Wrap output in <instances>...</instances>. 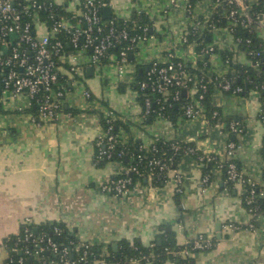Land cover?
<instances>
[{
  "label": "crops",
  "instance_id": "obj_1",
  "mask_svg": "<svg viewBox=\"0 0 264 264\" xmlns=\"http://www.w3.org/2000/svg\"><path fill=\"white\" fill-rule=\"evenodd\" d=\"M108 3L111 15L117 18L128 19L133 9L152 18L149 29L153 36L131 55L122 74L113 62L92 65L87 53H77L80 74L72 79L53 121H32L35 109L25 94L0 93V264L9 255L3 241L16 235L26 221L33 228L44 222H62L80 242L99 245L105 254L113 251V243L117 249L123 239L149 246L164 229L180 246L199 235L215 241L207 250L161 264H264V213L248 228L251 217L242 203L240 187L228 188L222 171L214 167L209 181L201 182L202 169L189 154L181 156L160 185L145 177L127 194L103 190V183L121 169L118 161H93L94 139L107 111L123 142L147 146L155 138L192 140L200 149L223 158L229 137L224 130L209 128L201 116L178 117L174 123L163 117H141L142 105L134 87L136 73L170 48L184 60L193 59L180 44L188 23L182 6H168L163 0ZM197 10L201 16L208 14L204 4ZM256 32L264 38V26ZM232 38L221 30L212 35V42L233 53ZM236 60L246 63L247 59L239 55ZM211 66L216 74L229 68L220 54ZM86 89L91 98L85 97ZM211 99L223 120L242 124L244 130L232 135L239 167L263 184L260 145L264 122L257 117L258 93L229 94L213 89ZM175 174L181 175L180 192L175 190ZM228 224L240 228L233 231ZM129 264L140 263L135 259Z\"/></svg>",
  "mask_w": 264,
  "mask_h": 264
},
{
  "label": "built area",
  "instance_id": "obj_2",
  "mask_svg": "<svg viewBox=\"0 0 264 264\" xmlns=\"http://www.w3.org/2000/svg\"><path fill=\"white\" fill-rule=\"evenodd\" d=\"M168 6H182V10L188 17V23L180 37V44L191 54L192 60H184L175 55L170 48L161 57L151 59L143 70L142 78L136 81V93L142 97V118H148L151 112H156V117H163L162 111L176 107L181 110L179 117L195 119L203 117L209 128H218L228 133L242 132L243 126L238 121H231L228 130L226 124L219 119L217 106L210 100L212 109L207 114V106L202 102L207 86L214 82V89L231 94H241L243 88L234 85L233 78L225 74H216L212 70V64L219 53L216 44L207 42L202 44L204 35H214L225 30L232 35L233 40V62L241 67L252 68L259 66L260 52L250 48L251 34L264 26V0H163ZM108 0H0V89L1 92H9L12 96L25 94L35 114L31 120L38 122L53 121L57 118L61 108L62 100L67 92L66 87H55L60 72L66 73L69 77L80 74L81 67L77 65V53L88 54L90 64H98L101 59L109 58L117 68L118 74H122L123 66L129 62L131 50L138 49L153 36L148 25H138L139 32L129 34L127 29L117 27L113 20L107 21L102 17V9L108 5ZM205 5L208 14L199 15L198 7ZM61 9L63 11H61ZM124 20V19H123ZM220 23V24H219ZM187 31L193 37L188 41L184 34ZM244 33V35H242ZM260 38L259 45H262L264 38ZM119 46L117 53H110L113 47ZM65 47L69 49L66 50ZM228 51H231L228 50ZM207 55L209 65L198 61ZM243 55L246 63H240L236 57ZM251 57V58H250ZM252 57L255 60H252ZM66 59V62H65ZM223 60V59H222ZM228 66L229 61L223 60ZM243 72H247L245 68ZM250 82L248 76L244 78ZM216 82V83H215ZM233 82V86H232ZM185 90L186 102H180ZM252 91L259 95L257 117L264 122V97L260 99L257 86ZM250 90V91H251ZM85 97L89 98L90 92L86 89ZM212 97V94H211ZM154 106H157L154 109ZM114 119L112 113L107 111L101 123V131L94 139V163L103 160L118 161L121 164L120 171L111 176L103 183L105 191L115 195L127 194L141 176L149 180L154 175L163 173L168 168V163L179 150V145L184 142L193 143L188 147L189 152L195 149L202 152L200 160L206 157L207 160L217 156L220 163L216 169L225 168V183L232 182L233 186H239L241 196L251 219L258 217L256 203L257 182L249 177L235 163L236 143L228 140L226 143L225 156L223 158L212 152H206L199 148L192 140H175L171 144L172 155L164 158L159 156L147 157L146 153L154 150L152 145H138L131 153L129 164H123L120 160H112L114 156L115 142H123L117 134L112 132ZM118 138V140H117ZM157 140V138H155ZM264 160V141L260 145ZM117 158L124 156L120 150L115 154ZM264 163V162H263ZM132 174L137 178L133 179ZM210 175L204 174L201 182L209 181ZM175 190L181 191V175L175 174ZM258 195H264L259 190ZM253 205V206H252ZM233 231L239 229V225H227ZM253 228L252 220L247 224ZM58 232L59 228L54 227ZM16 242L22 245H14L11 251H19L15 259L16 264H24L28 256L37 259L30 264H91L85 259L86 250L78 258H73L72 250H77L79 245L73 248L53 241L44 235L37 236L26 221L20 228V234ZM87 242H80L84 248ZM213 246V241L202 235L195 237L177 249L165 247V251L174 258H186L195 251H204ZM44 251L51 253L50 257L44 256ZM7 264L12 263L8 255ZM135 260V259H133ZM151 263L147 261V263ZM93 264H103L102 260H96Z\"/></svg>",
  "mask_w": 264,
  "mask_h": 264
},
{
  "label": "trees",
  "instance_id": "obj_3",
  "mask_svg": "<svg viewBox=\"0 0 264 264\" xmlns=\"http://www.w3.org/2000/svg\"><path fill=\"white\" fill-rule=\"evenodd\" d=\"M61 11H63L61 9ZM107 21L113 20L114 23L116 24L117 27H122L124 26L129 34H134L139 32V29L137 28L138 25H148L149 27L152 24V18L148 16L147 13L144 11H137L133 9L131 11V14L128 19L123 20L121 18H117L114 15H111L110 19H106ZM220 24V23H219ZM184 34L187 35L188 41H192L193 37L191 36L190 33L187 31H184ZM244 35V33H242ZM251 44L250 48L254 50H258L260 52V57L258 58L259 60V66L257 68H252L251 65L248 67H241L239 64H235L233 62V53L232 51L228 50H219L220 56L223 60H228L229 61V68L228 71L226 72V76L233 78L234 80V85L241 86L243 88V94L248 93L251 89H253L255 86H257L259 94H260V99H263L264 97V41L262 42V45H259L260 38L255 34L252 33L251 35ZM202 44H205L207 42L212 41V35H204L202 38ZM66 50H68V47H65ZM119 49V46L113 47L110 51V53H117ZM135 52V49L130 51V54L133 55ZM251 58V57H250ZM256 58V57H255ZM255 58L252 57V60H255ZM111 62L109 58L101 59L98 64L102 63H108ZM203 62H206L207 65H209L208 62V57L205 55L201 60L198 61V64L203 65ZM247 69V72H243L244 69ZM143 71L142 72H137L136 77H135V82L140 80L142 78ZM248 76V79L250 82H246L244 80L245 77ZM74 77H69L66 73L60 72L58 81L55 85V87H68L70 88V83ZM134 82V87L135 89L137 88L136 83ZM216 83V82H215ZM233 86V82H232ZM214 89V82H211L207 86V90L205 92L204 98L202 102L206 104L207 106V111L209 115V110L214 108V106H210V100H211V94L213 93ZM89 91V90H88ZM90 92V91H89ZM1 93V89H0ZM229 93L230 92H226ZM241 93V94H242ZM91 92L89 98H91ZM140 103L142 104V97H138ZM189 98L184 96L181 98L180 102H186L188 101ZM157 106H154V109H156ZM218 112H219V119L220 121L224 122L226 124L225 130H228V124L232 121H226L223 120L220 109L216 107ZM163 116L167 117L168 120L172 121L173 123L177 120V118L181 115V110L176 108V107H170L164 111H162ZM156 116V112H151L148 116L150 120H152ZM237 121V120H235ZM239 122V121H238ZM240 123V122H239ZM242 126V124H241ZM112 132L117 134V129H116V123L114 122L112 125ZM235 134L234 132H229L228 130V140L235 142V140H232V135ZM118 140V138H117ZM175 140H166L164 138H157V140H153L150 145H154L155 149L150 150L149 152L146 153L147 157L150 156H159V157H168L172 155L171 153V144H173ZM236 143V142H235ZM140 145L139 142H125L121 143L120 141L115 142V147H114V156L112 160H120L123 164H129L131 153L134 151L135 147ZM193 143L191 142H184L179 145V150L178 152L172 156V160L168 163V168L163 171V173L159 175H154L151 179V182L153 185H160L161 183H164L167 179V171L170 170L171 168H174L177 166V162L181 158V156L185 154L191 155L197 164L200 165L203 175L208 173L210 175L211 168L216 167V164L220 163V160L217 156H215L214 159L207 160L206 157L202 160L199 159V157L202 155V152L198 150H194L192 152H189L188 147L192 146ZM122 150L124 152V156L121 158H117L115 154ZM107 160H103L100 163H103ZM235 163L239 167V163L237 161V158L235 157ZM240 168V167H239ZM224 181H225V168L221 169ZM133 179L137 178L135 174L131 175ZM145 177L141 176L139 178V181H142ZM263 178H264V172H263ZM228 188H235L233 186L232 182L226 183ZM264 191V183H258L257 182V189H256V203L255 205L258 207V213L259 215L264 213V195H258V191L262 190ZM241 200L244 206V200L243 196H241ZM253 206V205H252ZM248 207V206H246ZM255 218L253 217L252 223L254 225L255 223ZM54 227H58L59 231L55 232ZM30 228L33 229V226L30 225ZM37 228V236L44 235L46 237H50L53 241L64 244V245H69L72 248L76 245H79L77 250H72L73 253V258L76 259L79 256L83 254V250H86V255L85 259L87 263L93 264L96 260H102L103 264H129L130 261L133 259H137L140 264L146 263L147 261H150L153 264H161L167 259H176L173 256H171L169 253L165 251V247H168L169 249H177L181 247L180 245H177L174 239V236L170 232H166L164 229L157 235L155 240L151 243L149 246H144L142 245L138 240L134 239L133 241H127L125 239L120 240L118 242V247L116 251L109 250L108 254L103 253V250L101 246L99 245H94V244H87V246L84 248V246L80 245V241L76 237V234L73 230L68 229L62 222H44L41 223L40 225L36 226ZM23 233L20 232V234L12 235L9 236L8 239H5L3 243L6 245L8 251H9V256L12 258V263L9 264H16L14 261L15 259L19 256V251H11V247L16 245H22L20 242H16L17 237L21 236L22 237ZM158 240L160 241L158 243ZM215 240H213L214 243ZM44 256L50 257L51 253L49 251H44L43 253ZM180 259L179 261H181ZM8 258L4 264H7ZM37 259L33 256H28L24 260V264H30V262H36ZM38 264V262L36 263ZM78 264H82V262H79Z\"/></svg>",
  "mask_w": 264,
  "mask_h": 264
},
{
  "label": "water",
  "instance_id": "obj_4",
  "mask_svg": "<svg viewBox=\"0 0 264 264\" xmlns=\"http://www.w3.org/2000/svg\"><path fill=\"white\" fill-rule=\"evenodd\" d=\"M110 16H111V7H110L109 5H107L106 7H104V8L102 9V17H103V18H109ZM129 58H131V54H130V53H129ZM182 94L185 95V90L182 91ZM218 229H219V228H218ZM33 232H34V233L37 232V228H36V227L33 228ZM218 232H219V231H218ZM217 236L220 237V233H218ZM159 242H160V241H158V243H159ZM116 246H117L116 243H113V244H112V249H113V251H116Z\"/></svg>",
  "mask_w": 264,
  "mask_h": 264
},
{
  "label": "rangeland",
  "instance_id": "obj_5",
  "mask_svg": "<svg viewBox=\"0 0 264 264\" xmlns=\"http://www.w3.org/2000/svg\"><path fill=\"white\" fill-rule=\"evenodd\" d=\"M54 2H56V3H58V2H61V1H63V0H53Z\"/></svg>",
  "mask_w": 264,
  "mask_h": 264
}]
</instances>
